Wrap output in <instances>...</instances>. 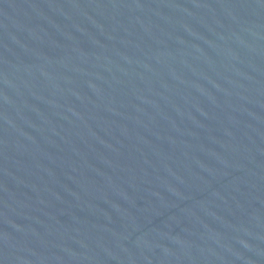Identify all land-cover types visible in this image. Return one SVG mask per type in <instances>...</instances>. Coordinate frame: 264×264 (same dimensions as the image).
I'll return each instance as SVG.
<instances>
[{
    "label": "water",
    "instance_id": "obj_1",
    "mask_svg": "<svg viewBox=\"0 0 264 264\" xmlns=\"http://www.w3.org/2000/svg\"><path fill=\"white\" fill-rule=\"evenodd\" d=\"M0 264H264V0H0Z\"/></svg>",
    "mask_w": 264,
    "mask_h": 264
}]
</instances>
